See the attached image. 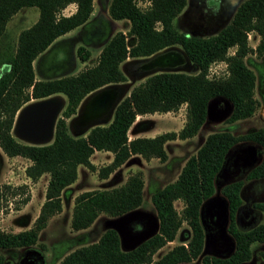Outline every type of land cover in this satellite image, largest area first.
<instances>
[{"label": "trees", "instance_id": "obj_1", "mask_svg": "<svg viewBox=\"0 0 264 264\" xmlns=\"http://www.w3.org/2000/svg\"><path fill=\"white\" fill-rule=\"evenodd\" d=\"M94 0H0V38L5 34L10 18L22 8L37 7V20L22 29L15 48H0V148L8 157L21 156L31 161L25 174L36 182L49 174L45 200L29 229L6 232L0 228V248L30 247L37 243L39 233L48 220L62 210L61 193L77 179L78 165L97 170L107 178L132 155L145 160L157 158L166 162L165 144L175 139H188L198 133L206 121L210 101L221 98L230 102L232 110L224 120L234 123L254 115L261 103L255 97L256 76L246 63L249 54L264 56V0H244L230 22L217 34L201 36L175 28L173 20L183 10L187 0H147L146 8L139 0H111L109 15L125 20V32H114L102 46L97 62L77 73L54 78L35 79L33 61L61 35L78 27L86 28L94 10ZM76 10L63 15L69 4ZM259 35L255 47L248 43L249 33ZM182 48L194 72L165 71L147 76L134 85L129 95L116 107L111 121L90 128L85 134L70 133L67 119L75 115L81 101L92 91L112 83L126 82L122 63L128 58L148 57L164 48ZM234 52L229 54V50ZM77 48L81 62L89 51ZM223 61L227 75L209 78L212 63ZM63 94L66 105L57 119L54 138L45 145H33L17 140L12 128L17 111L32 99ZM186 105V121L179 131H167L154 137L128 138V130L138 115L175 112ZM264 105V104H263ZM264 116V106H263ZM254 143L264 152V128L236 135L229 131L209 133L195 154L189 156L177 178L151 195L159 221L158 231L130 250H124L117 231L107 228L93 243L78 246L65 254L57 264H177L193 262L203 252L205 231L200 222L203 203L215 193L218 174L225 161L239 144ZM110 151L112 161L98 169L90 162L94 151ZM246 180H264V155L250 169ZM244 180L235 179L222 187L228 209L227 233L234 240V249L226 257L206 254L203 264H242L254 255V244H264V223L250 227L237 222L243 199ZM27 186H0V207L7 196L26 193ZM142 171L130 173L126 181L111 189H94L79 193L74 199L70 226L73 231L88 228L104 213L118 217L137 210L143 202ZM29 193L16 205H25ZM180 200V212L174 202ZM256 213H264V201L253 202ZM240 215V214H239ZM251 217V216H250ZM189 229L181 231L182 243L175 245L159 259L153 255L168 242L174 241L183 223ZM42 248L45 246L41 244ZM256 248V247H255ZM264 260V251H261Z\"/></svg>", "mask_w": 264, "mask_h": 264}, {"label": "rangeland", "instance_id": "obj_2", "mask_svg": "<svg viewBox=\"0 0 264 264\" xmlns=\"http://www.w3.org/2000/svg\"><path fill=\"white\" fill-rule=\"evenodd\" d=\"M242 1L244 0H187L183 10L173 20V24L176 29L188 34L205 37L212 36L217 34L230 22L233 14ZM110 2L111 0H95L94 14L91 16L90 23L86 28L79 27V29L72 33L68 39L61 40L53 46L51 45V49L48 47L47 51L45 50L39 54L35 59L34 64V72L36 76L43 75L44 77L42 79H45L74 74L75 72L73 71L75 69L77 71L78 65L82 63L77 55V48L79 46L84 47L83 53H85V51L90 52V56L84 67L94 65L97 62L102 46L109 40L111 35L118 30L125 32L127 29L128 23L125 20H114L110 17L108 11ZM137 4L141 8H146L149 5V2L147 0H139ZM38 15L39 10L37 7H27L19 10L17 14L8 21L5 34L0 38V48L9 46V48L13 50L16 46L20 31L31 26L37 20ZM259 39L260 37L256 33L251 32L248 35V43L252 47L257 45ZM172 47L181 48L178 45ZM233 52L234 48H231L228 53L232 54ZM141 59L142 58H128L122 63V70L127 77V81L124 83L128 82L130 89L149 76L142 71L136 70L138 65L136 62ZM245 63L255 73V97L261 103L254 115L234 123H226L224 120L231 112L223 119H219L221 115L218 113L216 115H209L207 113L206 121L196 135L188 139H175L166 142L167 145H165V147L168 153V159L165 163L153 161L144 165L145 176L143 177L145 178V188L143 202L137 210L150 214L157 224H159V221L156 215V210L151 202V195L177 178L186 159L196 153L197 149L201 146L209 133L229 131L233 134L241 135L250 132L251 130L264 128V56L257 57L255 54H249L245 58ZM179 71L194 72L195 70L191 62H188L186 66L179 69ZM226 75V64L223 61L212 63L208 69L209 78H219ZM63 109L64 106L61 108L58 118L61 116ZM157 114L158 113L147 114L142 119L141 126L144 129L142 132L151 133L156 130L159 131L160 134L167 131H179L186 121V105L183 104L175 112L165 113L164 115H160L161 113H159V115ZM75 116L76 114L67 119L69 131L72 135L79 130L75 124H72V120ZM107 123L109 122H106L105 124ZM12 133L15 136L13 128ZM16 139L25 143V141L18 137H16ZM239 149H246L247 152L253 153L256 162H254V164H258L261 160L260 158L264 155L262 148L254 143H241L236 147V150L239 151ZM24 165L25 163H20L19 160L10 159L0 148V186L4 184H9L11 186L25 184L27 186L24 195L21 194L12 197L9 195L6 197V200L2 201L0 207V228L6 232H18L29 229L39 214L41 205L44 202L45 178L43 177L37 182H25L26 176L24 175L23 170ZM249 167L250 166H245L238 172L228 168L223 175L220 176L222 172L218 174L214 195L209 200L205 201L200 209V222L206 233L203 252L198 259L191 263L203 264L202 257L206 254L226 257L233 251L228 250L225 254H214L213 251L207 249L206 240L209 239L210 245L216 248L229 249L228 245H225L218 235L220 232H218L211 216H209L211 206L209 205L208 207L207 204L211 200L216 207L221 206L222 203H226V198L221 192L222 187L229 181H232L235 177L244 180L243 193H241L243 204L238 211L237 222L244 227L264 223V213H256L255 209L252 207L253 202L264 201V180H246ZM90 171L91 174L86 177L88 188L96 189L99 187L102 189L104 183L102 178L99 177L96 170H94L95 172L92 170ZM28 193L30 195L29 202L25 205L21 204L20 209H16V205ZM70 201L73 200H70V198L65 199L62 211L59 215L48 221L47 226L39 233L38 241L35 245L30 247L0 248V264H22V262L25 261L33 251H36L40 256L43 264H57L61 257L71 249L97 241L99 239L98 237H100V235L112 225V221L114 222L125 215L109 217L104 214L98 219L93 228L86 232H76L73 231L70 226L72 212ZM174 206L177 211L180 212L183 203L180 200H177L174 202ZM225 213L226 221L224 223V228L226 229L228 224L227 206L225 208ZM185 229L187 230L189 228L184 222L178 231L175 240L168 242L160 248L153 255V259H159L172 247L182 243L180 234L181 231ZM226 235L230 237L234 243L233 238L228 233ZM41 244L45 246V249L42 248ZM121 246L122 249L127 250L122 245V242ZM253 248L255 249L254 255L244 264H264V260L260 253L261 251H264V244H254L252 250Z\"/></svg>", "mask_w": 264, "mask_h": 264}, {"label": "water", "instance_id": "obj_3", "mask_svg": "<svg viewBox=\"0 0 264 264\" xmlns=\"http://www.w3.org/2000/svg\"><path fill=\"white\" fill-rule=\"evenodd\" d=\"M188 62L190 60L181 48L170 46L148 57L142 58L136 63L138 64L137 68L139 70L151 75L157 71H179L181 67L178 65H186ZM130 90L128 82H121L107 84L89 93L81 101L76 116L72 120V124H75L79 129L74 133V136L85 134L88 129L94 126L110 122L117 105L129 95ZM60 100H62L60 96L52 95L36 99L21 107L16 113L13 124L15 136L33 145L51 143L58 114L61 110ZM231 110L232 106L230 102L221 98L210 101L207 106V113L209 115H216L218 113L221 115L219 119H223ZM209 205L211 209L215 207L212 200L209 202ZM226 206V203H222L216 215L221 225L220 232L229 244L228 250L232 251L234 249V243L226 235V229L224 228ZM111 223L112 225L110 227L117 231L122 245L127 250L133 249L139 243L154 235L159 227V224L156 223L150 214L139 210L129 212ZM206 243L208 249L209 239L206 240ZM177 264L194 263L180 262Z\"/></svg>", "mask_w": 264, "mask_h": 264}, {"label": "crops", "instance_id": "obj_4", "mask_svg": "<svg viewBox=\"0 0 264 264\" xmlns=\"http://www.w3.org/2000/svg\"><path fill=\"white\" fill-rule=\"evenodd\" d=\"M95 1V0H94ZM94 1H93V6H94ZM76 10V4L72 3V4H69L66 8H64L62 10V14L63 15H70L72 14L74 11ZM17 14V13H16ZM94 14V10L92 12V15ZM91 15V16H92ZM15 16V14L13 15ZM12 16V17H13ZM12 17L10 19H12ZM10 21V20H9ZM78 28H75L61 36H59L51 45L53 46L54 44H56L57 42L61 41V40H64V39H68L72 33H74L75 31H77ZM50 45V46H51ZM51 46V47H52ZM78 47V46H77ZM50 48V47H49ZM51 49V48H50ZM48 50V49H47ZM46 50V51H47ZM85 63L87 62H82L80 65H78V70L76 71V69L73 71L75 73H77L79 70H81ZM34 64H35V60L33 61V68H34ZM44 76L43 75H37L35 74V79L39 80V79H42ZM261 93V92H260ZM54 95H58L62 98V100L60 101V104H61V108L64 106L65 108V105H66V97L63 95V94H54ZM52 96V95H51ZM33 101L36 100V99H32ZM30 100V101H32ZM28 101L27 103H25L24 105H27L29 104ZM263 104V103H262ZM22 105V107L24 106ZM63 111V110H62ZM62 113V112H61ZM166 113H170V112H166ZM165 113H161L160 115H164ZM147 114H144V115H138L135 119V121L133 122V124L131 125V127L129 128L128 130V138L129 139H133V138H137V137H154L155 135L159 134V131H153L151 133H144L142 132L144 129L142 128L141 126V122H142V119L146 116ZM159 115V113L157 114ZM60 117V116H59ZM15 137V136H14ZM16 138V137H15ZM54 138V132H53V137H52V140ZM26 143V142H25ZM167 145V143L165 144ZM166 149V147H165ZM168 154V153H167ZM113 153L110 152V151H94V153H92V155L90 156V162L95 166L96 169H98L99 165H107L109 164L112 159H113ZM10 159L12 160H19L20 163H25L24 167H23V170H24V175L26 176L25 174V168L31 163L30 160L24 158V157H21V156H14V157H9ZM153 161H159L157 158H151L150 160H145L142 156L140 155H132L126 162H124L121 166H119L118 168H116L112 173H110V175L107 177V178H104L102 179V181L104 182L103 183V187L102 189H111V188H114V187H118L120 185H122L126 179H127V176L130 174V173H133V172H136V171H142L143 173V176H145V172H144V165H147L149 164L150 162H153ZM162 163V162H161ZM165 163V162H163ZM97 171V170H96ZM95 172V171H94ZM91 174V171L90 169H88L86 166L84 165H78L77 167V179L75 180L74 183H72L71 185H69L68 187H66L62 193H61V201H62V209L64 207V203H65V199L66 198H70V200L72 199L73 201H70V208L73 210V206H74V199L75 197L83 192V191H88V190H94V189H91V188H88V182L86 181V177H88L89 175ZM45 178L46 182H45V189H44V200H45V191H46V186H47V182L49 180V174L48 173H45L43 174L38 180H41L42 178ZM144 178V177H143ZM145 179V178H144ZM37 180V181H38ZM120 180V181H119ZM32 182L31 179L29 177L26 176L25 178V182ZM36 181V182H37ZM144 188H145V180H144ZM96 189H101V188H96ZM76 193V194H75ZM29 202V201H28ZM27 204V203H26ZM27 206V205H26ZM23 210V209H22ZM21 211V210H20ZM62 211V210H61ZM60 211V212H61ZM59 212V213H60ZM59 213L57 214H54L52 217L49 218V220H51L52 218L56 217L57 215H59ZM102 215H104V213L100 214L96 220L86 229H82V230H79V231H76V232H86L88 231L89 229L93 228L94 225L96 224V222L98 221V219H100V217H102ZM71 216H72V212H71ZM48 220V221H49ZM70 221H71V217H70ZM102 235V234H101ZM100 235V236H101ZM99 238V237H98ZM78 247V246H77ZM76 248V247H75ZM72 250V249H71ZM70 250V251H71ZM67 254V253H66ZM62 258V257H61ZM61 260V259H60ZM59 260V261H60ZM58 261V262H59ZM57 262V263H58Z\"/></svg>", "mask_w": 264, "mask_h": 264}, {"label": "flooded vegetation", "instance_id": "obj_5", "mask_svg": "<svg viewBox=\"0 0 264 264\" xmlns=\"http://www.w3.org/2000/svg\"><path fill=\"white\" fill-rule=\"evenodd\" d=\"M179 67L181 68H184L186 65L184 64H180L178 65ZM135 70V69H134ZM137 71H141L139 70L138 68H136ZM255 156L253 155V153H249L247 152L246 149H239L236 150V148L230 152V156L228 157V159L225 161V164H224V167L222 169V173L220 174L223 175L225 173V170H228V168L230 170H234L236 172L240 171V169L244 168L245 166H250L249 167V170L252 169L255 165L257 164H254L255 162ZM263 157V156H262ZM252 158V159H250ZM262 160V158H260ZM260 160V161H261ZM252 161V162H251ZM256 163V162H255ZM230 166V167H229ZM248 170V171H249ZM235 179H240L238 177H235L233 180ZM232 180V181H233ZM230 182V181H229ZM207 206L209 207V203L207 204ZM208 210V209H207ZM219 211V207H214L211 209V211L209 212V216H211L212 218V221L215 225V227L218 229V232H220V221H219V218L218 216L216 215L217 212ZM252 217V216H251ZM254 218V217H253ZM227 229V228H226ZM219 237L222 239V242L225 244V245H228L229 247V244L228 242L225 240V238L222 236L221 232L220 234H218ZM205 236H206V233H205ZM223 244V245H224ZM222 245V244H221ZM208 250L210 251H213L214 253H218V254H225L228 252V248H216L212 245H210L209 243V246H208ZM22 264H43L41 259H40V256L36 253V251H33L29 254V256L26 258L25 261L22 262ZM243 264V263H242Z\"/></svg>", "mask_w": 264, "mask_h": 264}, {"label": "bare ground", "instance_id": "obj_6", "mask_svg": "<svg viewBox=\"0 0 264 264\" xmlns=\"http://www.w3.org/2000/svg\"><path fill=\"white\" fill-rule=\"evenodd\" d=\"M61 101V100H60Z\"/></svg>", "mask_w": 264, "mask_h": 264}]
</instances>
